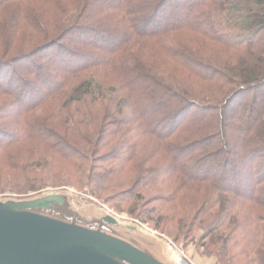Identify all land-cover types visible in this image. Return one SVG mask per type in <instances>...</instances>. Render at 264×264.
Here are the masks:
<instances>
[{"label": "trees", "instance_id": "obj_1", "mask_svg": "<svg viewBox=\"0 0 264 264\" xmlns=\"http://www.w3.org/2000/svg\"><path fill=\"white\" fill-rule=\"evenodd\" d=\"M0 158L27 179L0 193L88 186L174 241L199 225L218 264H264V0H0ZM58 159L70 181L33 176Z\"/></svg>", "mask_w": 264, "mask_h": 264}, {"label": "water", "instance_id": "obj_2", "mask_svg": "<svg viewBox=\"0 0 264 264\" xmlns=\"http://www.w3.org/2000/svg\"><path fill=\"white\" fill-rule=\"evenodd\" d=\"M168 244L71 189L0 198V264H180Z\"/></svg>", "mask_w": 264, "mask_h": 264}, {"label": "rangeland", "instance_id": "obj_3", "mask_svg": "<svg viewBox=\"0 0 264 264\" xmlns=\"http://www.w3.org/2000/svg\"><path fill=\"white\" fill-rule=\"evenodd\" d=\"M233 108H234V106L229 107V109L227 110V112L229 113L230 111L233 110ZM25 144H30V143H25ZM25 148H26L27 152L24 153V156H28L30 153H32L33 146H31V147L30 146H26ZM38 153H39V155L37 157H39V158L46 156L49 160H51V158L53 156V154H51V155L46 154V152L43 149H41ZM1 158H0V162H2V160H3ZM233 160H235V159H233ZM58 161L59 162H62V163H56L57 161H55L54 163L53 162H50V164L45 165V167L42 168V169H41V166H38L35 169V173H34L33 176H36L38 178H41L42 180H45L46 179V181H47L48 178L54 176V174H56V173H59V174L66 173L67 175H65L63 177V180H65L67 182L70 181V179H68V177H69L68 176V171L73 172L72 167L70 165H67L64 161H62V159L61 160L58 159ZM262 161H260V162H262ZM97 164H98V166L104 167V164L101 161L98 162ZM0 165H3V163H0ZM229 165L232 166L233 163H229ZM67 167L69 169H67ZM221 168H222V166H221ZM6 169L7 168L5 166H3V169L2 168L0 169V179L2 180V183L0 184L1 186H3V187H12V186L18 187V186H23V185H25L27 183V179L24 178V176H25L24 175V171H22L21 168H17L16 169V170H20V171L14 172V173H9V174H8V170H6ZM28 169H29V167L27 168V170ZM240 169H241V167H239V170ZM131 170L132 169L129 166L128 167H125L123 169V171H125V172L128 171L126 173L127 175L131 174ZM237 170L238 169H236V171ZM81 179H84V180H82V183H84V181L86 179V176L81 177L79 179V181ZM233 184L234 183H232L231 187H233L235 185H238V181H236L234 185ZM242 188H244V187H241V190H243ZM50 189H52V190H67V189H71L78 196L80 202L83 203V204H85V205H91V204L92 205H96L97 207H100V208H103V209H107V210L111 211L112 213H114L115 215H118L120 217H123L124 219H127V220H130V221H133V222H137L139 224L144 225V227H146L148 230H150V231H152L154 233H158L162 238L167 239L168 240V243L170 241H172L173 243H175L179 247V248H175V247L172 246V249H171L169 247V244H168L167 251H168V254H169V256L171 258L174 257V256L172 257L171 255L177 256V254H178V255L182 256L181 252L184 251L185 253H187L190 256V258L194 262V264H218V263H216V261L210 260L207 257L201 255V250H199V246L197 244V240L203 234V229L201 227H199V225H197L198 227H196V229L194 231V238H193V240L189 241L188 243H185L184 241H180V242L174 241L173 238L167 236L165 233H160V231L154 230L153 227H151L150 224H144V223L140 222L139 220H137L136 218L132 217L127 212H120V211H118L117 208H115L114 206L115 205H120V204L115 203L114 206L112 207L111 206L112 205L111 203H108L107 204L106 202H104V200L97 199L95 196H93V195L90 194L91 189L88 186H86L81 191L78 190V189H76L72 185L55 186V187L54 186H48L46 188H43V189H40V190H37V191H29L26 194H18V193H15V192H8L7 191L5 193H0V198H7V197H26V196H31V195L39 194V193L48 191ZM164 190H165V188L161 184L157 185V187L149 188L146 191L145 195H147L148 197H156L157 199L155 201L148 202V198H147V201L142 204L141 208L144 209L145 207H148V206H157V205H160L161 204V202L159 201V198H160V195H161L160 191L162 192ZM128 207L130 208V206H128ZM128 207H126V209ZM164 207H165V205H164ZM256 207L257 206L255 204L249 203L247 205V208L242 209V211H241V213H239V215L241 217H244V216L249 215V214L250 215H253L257 211L255 209ZM165 208H167V207H165ZM237 208L238 209H241L240 207H237ZM260 211H262V210L260 209ZM258 212H259V209H258ZM164 214H166L165 211H164ZM166 222H167V226H169V229H170V225H175V222H173V221H166ZM172 230H173V232L174 231H177V227H174ZM179 231L182 232L180 229H179ZM179 249L182 250V251H179ZM177 257H179V256H177ZM177 257H175V258H177ZM177 260L179 261V258H177Z\"/></svg>", "mask_w": 264, "mask_h": 264}, {"label": "built area", "instance_id": "obj_4", "mask_svg": "<svg viewBox=\"0 0 264 264\" xmlns=\"http://www.w3.org/2000/svg\"><path fill=\"white\" fill-rule=\"evenodd\" d=\"M172 246L175 248H179L175 243L172 241L169 242V247L172 249ZM179 251H182L179 249ZM182 256L179 255V261L177 258H173L174 260L178 261L180 264H194V262L191 260L190 256L185 253L184 251L181 252Z\"/></svg>", "mask_w": 264, "mask_h": 264}, {"label": "bare ground", "instance_id": "obj_5", "mask_svg": "<svg viewBox=\"0 0 264 264\" xmlns=\"http://www.w3.org/2000/svg\"><path fill=\"white\" fill-rule=\"evenodd\" d=\"M171 256H172V257H173V256H174V257H177V256H179V255L177 254V256H175V255H171ZM174 257H173V258H174ZM173 258H172V259H173ZM177 258H179V257H177Z\"/></svg>", "mask_w": 264, "mask_h": 264}, {"label": "crops", "instance_id": "obj_6", "mask_svg": "<svg viewBox=\"0 0 264 264\" xmlns=\"http://www.w3.org/2000/svg\"><path fill=\"white\" fill-rule=\"evenodd\" d=\"M208 259H210V258H208ZM210 260H213V259H210Z\"/></svg>", "mask_w": 264, "mask_h": 264}]
</instances>
